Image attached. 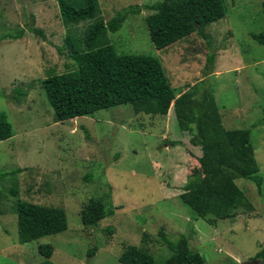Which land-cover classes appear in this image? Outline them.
<instances>
[{"label": "rangeland", "instance_id": "obj_1", "mask_svg": "<svg viewBox=\"0 0 264 264\" xmlns=\"http://www.w3.org/2000/svg\"><path fill=\"white\" fill-rule=\"evenodd\" d=\"M96 1L103 21L139 8L118 31L106 34L118 55L157 59L178 96L193 86L208 89L224 128L249 132L261 192L249 180L236 179L248 206L236 208L230 220L194 218L179 195L199 167L200 145L179 130L187 123L186 110L173 103L166 116L134 115L129 106H120L55 122L41 81L75 69L57 47L67 33L82 37L89 23L65 25L56 0H0V37L23 31L20 39L0 40V114L13 129V136L0 142V174L22 169L15 179H0V264L40 263L37 248L43 244L53 247L49 260L54 264H121L118 258L127 246L164 264L171 253L160 234L170 241L185 236L205 264L256 261L255 254L264 248V46L250 34L263 29V0H223L225 16L203 28V36L193 33L163 50L149 39L144 20L150 12L143 9L159 0ZM211 54L214 61L207 70ZM15 91L22 92L17 99ZM12 188L17 197L11 196ZM105 194L113 215L96 229L84 228L83 206ZM16 198L63 209L66 231L18 244L11 210ZM93 247L97 251L88 257Z\"/></svg>", "mask_w": 264, "mask_h": 264}, {"label": "trees", "instance_id": "obj_2", "mask_svg": "<svg viewBox=\"0 0 264 264\" xmlns=\"http://www.w3.org/2000/svg\"><path fill=\"white\" fill-rule=\"evenodd\" d=\"M59 16L65 25H77L87 21L82 37L66 34L64 44L57 47L60 54L66 53L75 69L63 74H51L41 81V88L53 110L55 122H64L79 117L92 116L97 111L120 106H129L134 115L166 116L171 104L186 110V124L179 130L195 138L201 153L197 159L198 169L192 171L179 195V200L188 207L195 219L212 217L211 223L234 218V210L246 205L247 199L235 184L236 179L252 182L261 192L262 178L254 158L247 130L225 129L219 116L212 93L199 91L195 86L179 95L171 87L161 63L152 57L120 56L106 41L108 32L115 33L128 16L139 13L138 7H129L103 21L99 17L96 0H56ZM263 29L250 38L264 46V0L261 3ZM150 12L145 17L149 39L156 50H163L193 33L203 36L202 29L225 16L223 0H159L143 7ZM30 32L42 36L33 28ZM23 35L5 34L0 40H17ZM214 56L207 58V70L212 67ZM22 94L15 91L17 99ZM178 96V97H177ZM190 116V120H189ZM264 124V109L261 112ZM13 136L12 125L0 114V142ZM192 138V139H193ZM197 145V143H195ZM22 169L1 173L0 179L10 176L15 179ZM90 177H86L89 181ZM10 194L17 197L16 190ZM108 194L90 199L80 211V222L84 228L96 229L98 223L113 215ZM16 216L17 242L20 245L36 242L44 237L66 231L67 219L61 208L36 205L16 198L11 208ZM170 256L164 264H205L203 257L189 248L188 239L181 235L170 241L160 234ZM38 253L50 262L53 247L39 245ZM97 251L93 247L87 252L92 257ZM253 260L264 264V248ZM121 264H154L153 256L127 246L118 258ZM225 264H237L227 262Z\"/></svg>", "mask_w": 264, "mask_h": 264}, {"label": "water", "instance_id": "obj_3", "mask_svg": "<svg viewBox=\"0 0 264 264\" xmlns=\"http://www.w3.org/2000/svg\"><path fill=\"white\" fill-rule=\"evenodd\" d=\"M243 264H257V261H253V262H246V263H243Z\"/></svg>", "mask_w": 264, "mask_h": 264}]
</instances>
